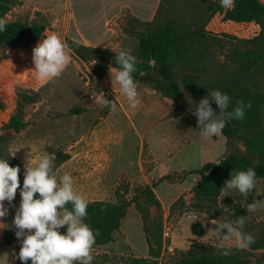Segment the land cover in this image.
<instances>
[{
  "label": "rangeland",
  "instance_id": "obj_1",
  "mask_svg": "<svg viewBox=\"0 0 264 264\" xmlns=\"http://www.w3.org/2000/svg\"><path fill=\"white\" fill-rule=\"evenodd\" d=\"M74 3L78 18H83L87 7L82 6L80 0H74ZM206 6V0L164 1L156 24L170 21L179 26L192 27L194 21L199 23L201 18L208 16ZM74 11L68 0H17V4L4 17L7 22L46 25L43 37L35 43L8 45L0 49V101L4 105L0 108V134L12 137L9 145L12 156L25 166L32 165L46 153L68 152L75 146L81 150L86 147L87 152L93 155L94 161L90 163L106 171V176L93 186L94 194L90 195V199L115 202L118 191L120 195L129 192L126 197L130 200L137 187L154 185L162 209L154 210L152 216L153 219L161 216L169 232L159 264H174L193 242L215 245L211 233H208L209 229L216 227L211 220L233 221L231 206L235 204H241L247 211L248 204L257 201V210L247 211V220L255 241L263 239V179H256L255 189L247 197L238 190H225L227 196L222 195L219 199L222 213L216 219H211L205 207L194 206L192 188L201 176L190 173L207 163L219 162L234 152L248 155L242 141H229L222 134L202 137L198 118L193 112L195 105L212 90H219L231 97L234 92L248 88L264 96V64L244 70L236 57L246 49L241 40L256 37L260 32L259 26L224 21L223 15H214L205 27L207 41L195 44L183 58L179 71L192 76V90L186 89L184 78L179 75L181 105L177 106L173 100L155 93L156 90L143 83L145 88L137 85V91L140 100L141 91L147 94L146 105L131 108L119 84L115 83L114 71H108L98 81L91 75L90 64L82 62L71 52L70 64L60 77L49 81L36 78L32 71V49L52 33H56L65 43L66 39L72 38L78 42L84 40L89 47L115 53L131 49L132 55H137L139 41L129 31L141 32L146 27L132 22L128 13L107 26L97 24L96 28L88 31L91 38L86 40L78 27ZM20 93L37 94L38 98L36 103L25 105L28 127L20 134L3 132V125L17 109ZM102 95L115 104L114 111L99 104ZM211 106L219 114L220 110L214 102ZM73 108L83 109L84 112L71 114ZM132 110H142L146 116L136 119L130 112ZM260 120V130L264 133V106L260 110ZM81 172V179L87 180V174ZM6 205L9 209L7 227L14 230L12 221L20 205L19 195L16 194L11 205L6 201ZM204 221V235L198 237L193 234L192 225L203 224ZM114 237L115 241L103 251L108 252V258H98L93 252L92 264H128L131 257L148 256L149 244L144 223L135 205L129 207L120 231ZM233 245L234 241L226 247L239 250ZM19 246L15 251L17 254ZM245 251L251 254V264H264V249ZM20 262L13 255V250L0 246V264Z\"/></svg>",
  "mask_w": 264,
  "mask_h": 264
},
{
  "label": "trees",
  "instance_id": "obj_2",
  "mask_svg": "<svg viewBox=\"0 0 264 264\" xmlns=\"http://www.w3.org/2000/svg\"><path fill=\"white\" fill-rule=\"evenodd\" d=\"M157 12L160 14L161 6ZM207 17L200 19V22H193V26H179L174 22H166L162 25L156 24V18L152 22H141L131 18L132 22L146 27L145 31L130 30L129 33L135 35L139 41V50L134 55L138 63L137 71L133 73L135 83H144L152 89L173 100L177 106L181 105L182 90L179 83V75L184 78V86L187 90L191 88L190 74L180 73L183 58L191 51L197 43H204L208 39L205 27L210 19L216 14L223 15L224 21L237 24L254 23L259 26L260 32L253 39L241 40L246 45V49L236 55L238 63L248 70L264 64V2L261 0H234L231 9L222 8L220 0H206ZM17 4V0H0V18H4L8 12ZM202 23V24H201ZM46 31V25L33 22L22 21L7 22L6 31L0 32V49L8 45H30L41 39ZM70 52L82 62L90 64L92 77L101 81L109 68L118 69L115 64V55L118 53L110 50L97 49L86 46L72 38L66 39ZM37 94H19L17 109L11 118L3 125V132H13L20 134L27 127L25 120V105L37 102ZM238 100L245 103L250 102L251 108L246 109L243 120H231L223 129L222 135L229 141H242L247 149L248 155L234 152L224 157L219 162H210L200 169L191 170V174L200 175L201 179L192 188L194 206L205 207L206 214L211 219H216L221 213L219 199L222 196L221 188L225 181L230 179L233 170L246 171L249 167L254 168L257 179L264 180V133L260 130V110L264 106V96L261 93L252 92L245 88L241 92H234L228 111H232ZM4 105L0 101V108ZM83 109L73 108L71 114H80ZM12 137L8 134H0V158L8 159L10 166H19V180L22 188L24 170L20 161L12 156L9 145ZM56 168L71 159L70 154L64 151L55 153ZM219 163V164H217ZM20 189L17 190L19 202L21 201ZM126 194L120 195L117 191L115 202L106 200L88 201L87 216L84 223L88 224L96 235L94 247L107 246L115 241V233L120 231L123 220L127 216L129 207L135 205L140 213L144 231L149 244V254L147 257H131L128 264H159V259L165 248L163 241V220L161 216L153 219V211H160L162 203L155 193V186L146 185L137 187L132 199H128ZM38 195V194H37ZM124 195V196H123ZM71 209V205H67ZM233 220L239 216L246 217L245 231L252 234L253 230L248 223V212L241 204L231 206ZM192 232L198 237L204 235L201 223L192 225ZM15 231L4 232L3 242L11 246L16 242ZM21 246V245H20ZM19 246V250H20ZM251 251L264 249V238L255 241L249 248ZM98 258H108V254L97 255ZM101 263V262H97ZM21 264V262L19 263ZM31 264V261L28 262ZM174 264H251V254L245 250H230L227 256L221 255L216 245L193 242L190 248L182 252L180 259Z\"/></svg>",
  "mask_w": 264,
  "mask_h": 264
},
{
  "label": "clouds",
  "instance_id": "obj_3",
  "mask_svg": "<svg viewBox=\"0 0 264 264\" xmlns=\"http://www.w3.org/2000/svg\"><path fill=\"white\" fill-rule=\"evenodd\" d=\"M220 5L222 8L231 9L234 0H220ZM6 24V19L0 18V32L6 31ZM70 60L69 45L56 33L45 36L32 49V71L41 81L60 77ZM114 61L119 67L109 68V71L115 72V83L119 84L129 107L136 108L141 103L133 78L138 60L132 55L131 49H126L116 54ZM98 102L115 110V104L107 100L105 95L99 97ZM212 102L218 106L219 114L212 108ZM230 102V96L219 90H212L195 105L193 115L198 118L202 137L221 135L231 120H243L246 109L252 106L250 102L238 100L233 110L228 111ZM55 161V153H46L32 165L25 164L21 188L20 167L10 166L8 159L0 158V228L6 227L2 221L9 214L4 202L7 201L11 205L17 190L20 189L21 201L12 221L16 229L15 236L21 242L18 254L13 251L15 258L19 259L21 264H28L29 261L31 264H92L98 231L94 232L83 222L87 216L88 201L84 196L77 194L70 174L65 173L58 181L54 174ZM230 177L220 189L225 197V190H238L241 195L247 197L255 189L257 176L254 168L249 167L246 171L233 170ZM69 204L71 209L67 207ZM256 210L257 201L248 204V212ZM204 224L205 221L202 226ZM211 224L216 227L209 229L208 233H211L221 255L230 254L229 248L226 247L229 242L234 241L233 246L239 250H246L255 242L254 236L244 230L245 216H239L233 221L211 220ZM65 226L66 233L62 234L60 229Z\"/></svg>",
  "mask_w": 264,
  "mask_h": 264
},
{
  "label": "crops",
  "instance_id": "obj_4",
  "mask_svg": "<svg viewBox=\"0 0 264 264\" xmlns=\"http://www.w3.org/2000/svg\"><path fill=\"white\" fill-rule=\"evenodd\" d=\"M68 2L69 5L73 8V11L76 10L74 0H68ZM80 3L82 6L87 7L85 12H83V18H78L76 11H74V15L76 22L79 24L78 27L80 31L82 30L83 32V38L87 40V38H91V36L88 34V31L93 29L97 24H101V26L103 24V27L107 26L108 24L113 23L124 13H128L132 18H135L141 22H152L157 16V12L162 3V0H80ZM91 6L92 10L90 11ZM98 28H100V26ZM79 41L80 43L87 45L84 40ZM136 84L140 85V87L145 88V85L143 83ZM140 94L142 96L140 104L146 105L145 101L147 94H145V92L143 91H141ZM130 112L136 119H140L146 116V114L142 110H132ZM76 147L77 146H75L74 148H70L69 151L66 152L70 154L71 159L59 166L54 174L57 176L58 181L59 177H61L65 173L70 174L73 180V187L77 194L84 196L87 201H95L97 199H90V195L94 194L93 186L96 182L101 181L103 176H106V171H102L99 169V167H96L93 163H90L93 162L94 159L93 155H90L89 151L87 152L86 147L83 150L77 149ZM81 171L87 174V180H85L84 178L81 179ZM4 203L5 207H7L6 201ZM7 219L8 215L3 218V223L6 225V227H4L0 231V246L16 251L18 246L21 245V242L18 239L11 246H8L3 242L4 232L8 230L6 223ZM65 227L60 229L62 234L66 233ZM13 231H15V229ZM107 246L94 247L93 252H95V255L104 253L108 254V252H103L105 247Z\"/></svg>",
  "mask_w": 264,
  "mask_h": 264
},
{
  "label": "built area",
  "instance_id": "obj_5",
  "mask_svg": "<svg viewBox=\"0 0 264 264\" xmlns=\"http://www.w3.org/2000/svg\"><path fill=\"white\" fill-rule=\"evenodd\" d=\"M155 93H157V91H155ZM169 236V232L167 230V226H164L163 227V241H164V244H166V238Z\"/></svg>",
  "mask_w": 264,
  "mask_h": 264
}]
</instances>
